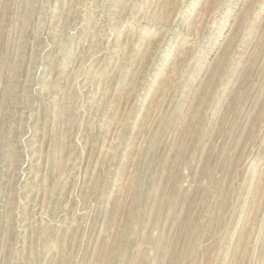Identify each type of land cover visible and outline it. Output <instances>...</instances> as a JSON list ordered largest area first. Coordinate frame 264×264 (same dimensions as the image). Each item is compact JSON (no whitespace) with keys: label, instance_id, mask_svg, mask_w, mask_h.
<instances>
[{"label":"rangeland","instance_id":"374dc122","mask_svg":"<svg viewBox=\"0 0 264 264\" xmlns=\"http://www.w3.org/2000/svg\"><path fill=\"white\" fill-rule=\"evenodd\" d=\"M0 264H264V0H0Z\"/></svg>","mask_w":264,"mask_h":264}]
</instances>
